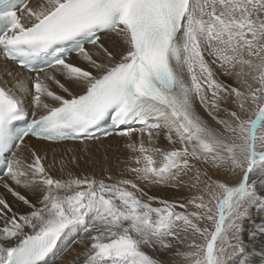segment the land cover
<instances>
[{
    "label": "snow or ice",
    "instance_id": "6c2138e0",
    "mask_svg": "<svg viewBox=\"0 0 264 264\" xmlns=\"http://www.w3.org/2000/svg\"><path fill=\"white\" fill-rule=\"evenodd\" d=\"M101 32L120 38L118 60L100 42ZM86 44L112 63L93 59ZM0 49L22 68L48 56L46 68L83 88L74 94L44 68L30 69L32 77L9 70L11 86L0 81V174L42 189L37 207L5 182L32 211L20 215L0 197V264H49L72 231L82 232L79 242L88 245L73 264H163L145 249L173 250L182 264H255L249 245L264 237V217L250 230L244 221L251 208L264 213L257 189L264 182V0H29L22 14L0 0ZM73 52L95 74L69 63ZM49 81L66 95L52 91ZM108 120L124 126L119 134L128 138L136 131L131 124L142 126L141 137L165 127L168 140L181 146L166 151L142 138L130 142L139 153L130 171L136 180L197 194L153 207L157 198L145 199L136 180L55 179L34 151L31 163L20 153L29 135L98 139L92 130ZM211 169L239 170L240 178L229 184L213 179Z\"/></svg>",
    "mask_w": 264,
    "mask_h": 264
},
{
    "label": "bare ground",
    "instance_id": "6f19581e",
    "mask_svg": "<svg viewBox=\"0 0 264 264\" xmlns=\"http://www.w3.org/2000/svg\"><path fill=\"white\" fill-rule=\"evenodd\" d=\"M26 2H29V0H27ZM21 9H23V7ZM22 22H24V21H22ZM102 40H105V47L109 51H111L113 53L114 57L116 58V60H118L123 49H124V45L121 42L120 38L117 37V35L115 33H111L109 35L103 36L100 39V42ZM94 47H96V46L91 45L87 49L90 50L91 48H94ZM1 54L3 55V52ZM74 58L80 64V66L82 68H86V70L93 71L95 73V71L91 67V65L87 61H85L81 55L78 56V59L76 58V56H74ZM93 59H96L100 63H105V64L112 63V61H110L107 58V56L100 50L98 53H95V55L93 56ZM13 63L14 62H12V61H8L5 64L4 62L2 63L0 60V80L7 83L9 86H11V78L5 75L6 71L10 70L13 73V75L20 74L22 77H24L23 71L18 66H14ZM217 71H219V70H217ZM58 77L61 79H64L63 73L60 72ZM224 77L225 76L222 74L219 76V78L223 82H224ZM69 83L75 85V86H73V85L68 86L74 94L77 92H80L83 89L81 86L77 85L76 83H73L72 81H69ZM57 93L60 95H66L64 93H61L60 89H57ZM48 100L51 101L52 99L48 98ZM197 107H198L199 111L201 112V114L204 115L205 118H207V114H204L202 112V111H204L203 108H201L199 106V104H197ZM150 131L152 132L154 130H150ZM156 132H160L161 134L152 132V136H151V138H149L148 131H145L142 137H141L140 131H135L131 138H128L126 136H121L120 140L117 141L116 143H111L110 141L119 135V131H115L112 135L105 136L104 138H101V139L96 140V141L49 142V141H46L43 139H39L37 137H29L25 140V145L30 148V151L25 150L24 156L30 162H32L30 153L34 151L37 155H39L41 157L44 166H46V165L50 164L52 161H55V159L57 158L58 155L70 156L69 154H76L78 152L76 150V148H78V149H80V152L86 153L87 156H88V154H91V157L96 161H97V158L94 155V153L91 152L92 150L96 151L95 153H97V154H101V153L105 154V155H103V158L105 160L111 162V164H113V166H116L121 161L131 160L133 163H135L133 161V157L137 153L132 152L127 147V144L130 142H136L137 144H139V142L142 138L143 142L146 146L156 147V148H160V149H163L166 151L171 150L173 147H175L176 144L173 145L168 140V138H167L168 130L165 127L161 126V130L156 131ZM177 144H178L177 145L178 147L181 146L179 143H177ZM80 155H81V153H80ZM130 157H132V158H130ZM156 159H157V164L159 165L160 157L157 156ZM74 160H72V161H74ZM56 166H58V164H56ZM54 170H56V169H54ZM55 173H57V172H55ZM215 173H217V175L215 174L217 176L216 178H220L223 182H225L227 179L229 181L235 175H238V179L240 178L239 170H237L235 175H233L229 171H225L224 169L217 170ZM53 176L55 178V174L52 175V177ZM56 178H57V175H56ZM236 182H237V180H233L232 182H229V184H235ZM138 184L143 189L145 187V193L153 194L152 196H155L157 198L155 201L159 202L160 204H161V201L167 200L166 198H168L169 200L171 199L172 201L175 198L177 199L179 196V194H177V192H180L182 194V197H180L181 202L186 201L183 199H187L188 197L191 198V194L197 193L195 189H191L190 187H187V186H181V187L175 188L173 186L160 185L157 187V185L148 184L147 182L142 181V180H139ZM257 189L259 192L264 193V182L258 181L257 182ZM148 196L149 195H147L146 197L148 198ZM181 202H179V203H181ZM18 203H19V201H17V200H10L9 201V204L12 206V209L14 212H16L20 215H24V214H22L24 212L23 210H30V209H27V207H25V206L21 207L20 205H18ZM15 206H17L20 209H17ZM153 207H156V206L153 205ZM157 207H161V206H157ZM250 215H251V218L249 219V221L244 222L246 229H249V230L252 227V221L259 222L261 220V218L264 216V213L259 212L258 207H254V209L252 208ZM26 230L28 231V229H26ZM29 231H31V230L29 229ZM79 237H82V234ZM76 238L77 237H74L71 239V236H69L68 234L65 236H62L61 240L59 241V243L57 245V248L55 249V256H53V258H49V261L53 259L52 263L50 262L49 264H73V262L76 260V258L88 246L87 243H85V244H83L84 246L82 247V249H79L81 246L76 245V243H77ZM263 240H264V237H260L254 245H252V244L249 245L250 249L252 250V254H253L255 264H260V262H261V257L258 255L264 249V244H262ZM78 243H79V241H78ZM64 244L71 247V248L66 251V249L62 248V246ZM161 250H163V249H161ZM62 251H64V253L62 255V259H58V261H54V259L57 257L58 252H60V254H62ZM165 254H163V255L166 256L165 259L167 261L172 259L173 253L171 250H166Z\"/></svg>",
    "mask_w": 264,
    "mask_h": 264
},
{
    "label": "rangeland",
    "instance_id": "374dc122",
    "mask_svg": "<svg viewBox=\"0 0 264 264\" xmlns=\"http://www.w3.org/2000/svg\"><path fill=\"white\" fill-rule=\"evenodd\" d=\"M101 43H103L104 46H105V40H102ZM99 50L100 49H98L97 47H94V48H91L88 51L93 53V56H94L95 53L99 52ZM224 82L226 84L236 86L235 80L232 77L225 76L224 77ZM60 92L63 93V91L61 89H60ZM229 106L232 107V105H229ZM202 112L204 114H206L204 111H202ZM118 131L120 132L121 130H118ZM152 132L153 133H160V132H156V130H154ZM120 137H121V135L119 134L117 137L113 138L110 142L111 143H116L117 141L120 140ZM177 145L178 144L176 143L175 147H178ZM76 150L78 152L76 154H69L70 156H68V155L67 156L58 155L57 158L55 159V161H52L53 163L51 162L50 164L46 165L48 168L45 166V169L48 171V173L50 172L49 174L51 176L55 174V179H57L58 177H59L58 179H68L69 178V174H71L74 177L75 176H79V177L87 176L89 178H93L94 177L96 179H99L101 177V178H104L106 180H107L108 176H111L113 178V181L116 180V179H132V180H136V174L134 172L130 171V168H135V167H137V165L135 163H133L131 160H129V161H121L116 166H113V164H111V162H109V161H107V160H105L103 158V155H105V154H102V153L101 154H97V153H95L96 151L92 150L91 152H93L94 155L97 158V161H96V160H94L91 157V154H88V156H87L86 153L80 152V149L76 148ZM80 153H81V155H80ZM138 154L139 153H137L136 155H138ZM130 158H132V157H130ZM72 160H74V161H72ZM55 163L58 164V166H56ZM54 169H56V170H54ZM54 171L57 172V173H55ZM210 171H211V175H212L213 179L221 180L220 178H216L217 177L216 176L217 173H215L217 171L216 169H211ZM225 171H227V170H225ZM56 175H57V178H56ZM53 178H54V176H53ZM253 178H255V177H253ZM233 180H237L238 181L239 180L238 179V175H235L229 181L227 179L225 182L229 183V182H232ZM113 181H107V182L111 183ZM138 181L139 180H136V183H138ZM8 184L13 189H15V191L20 192L22 195H24L29 201H31L32 204L36 205L37 207H40V201L42 200V190H41L40 187H34V188H28L27 189V188L23 187L22 185L20 186V188H18L16 186V184L13 183V182H10ZM158 186H160V185H157V187ZM144 192H145V187H144ZM177 194H179L177 199L175 198L172 201L171 199L169 200L168 198H166L167 200H164V201H169V202H175L176 201L175 203L181 202V200H180L181 198L180 197H182V194L180 192H177ZM196 194H194V193L191 194V197L193 195H196ZM147 195H149L148 197H155V196H152L153 194H151V193H147ZM0 197L5 198L8 203H9L10 200H17V201H19L18 205H20L21 207L25 206V207H27V209H30V210H23L24 212L22 214H24V215H26V214L30 213V211H32V209L28 205H25L22 201H20L5 186H2V187L0 186ZM189 198L190 197H188L187 199H189ZM145 199H147V197H145ZM187 199H183V200H187ZM151 203L153 205H155L156 207L157 206H162L159 202H157L155 200L151 201ZM181 203H183V202H181ZM15 207L17 209H20L17 206H15ZM251 210H252V208L250 209V212H251ZM250 218H251V215H250ZM245 221H249V220H245ZM209 226H210V222H209ZM28 231H29V229H28ZM79 238L81 239V237H79ZM79 238L77 239L76 245L77 246H81L79 249H82V247L84 245L81 244L80 242L78 243V241H80ZM262 244H264V240L262 241ZM177 247H179V246H177ZM62 248L66 249V251H67L71 247H69V246L64 244L62 246ZM145 250L148 251L154 257H156L159 260H161L163 262V264H182L181 258L175 256L173 250H171L172 253H173L172 259L168 260V261L165 259L166 256L163 255V254H165V251H166L164 249L163 250L157 249L156 251L155 250H151V249H145ZM181 250H183V249H181ZM229 251H231V249H229ZM63 253H64V251H62V254H60V252H58L57 257L54 259V261H58V259H62ZM258 256L261 257L260 264H264V249Z\"/></svg>",
    "mask_w": 264,
    "mask_h": 264
}]
</instances>
